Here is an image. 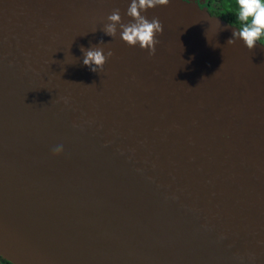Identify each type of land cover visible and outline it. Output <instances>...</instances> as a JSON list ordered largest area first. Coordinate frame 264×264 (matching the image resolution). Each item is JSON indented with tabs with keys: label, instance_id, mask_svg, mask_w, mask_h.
<instances>
[{
	"label": "water",
	"instance_id": "water-1",
	"mask_svg": "<svg viewBox=\"0 0 264 264\" xmlns=\"http://www.w3.org/2000/svg\"><path fill=\"white\" fill-rule=\"evenodd\" d=\"M130 3L0 0V254L264 264V43L170 0L143 13L164 27L150 55L103 31Z\"/></svg>",
	"mask_w": 264,
	"mask_h": 264
},
{
	"label": "clouds",
	"instance_id": "clouds-1",
	"mask_svg": "<svg viewBox=\"0 0 264 264\" xmlns=\"http://www.w3.org/2000/svg\"><path fill=\"white\" fill-rule=\"evenodd\" d=\"M170 0H131L126 15L131 19L129 23H124L120 9H114L105 24L103 31L106 35L115 38L118 34L127 45L131 47L139 46L141 49L149 51L150 55H155L156 46L160 41L157 34H163L164 27L159 18L154 17L149 20L143 13L157 6H168ZM230 7L234 4V11L241 27L233 32V37L227 43L235 45L242 40L247 49L252 50L257 42H264V0H229ZM100 44H104L101 40ZM83 64L92 72H102L107 60L114 55L108 51L107 55L103 48L92 46L91 48L81 47ZM64 151L63 146H57L53 150L54 155H60Z\"/></svg>",
	"mask_w": 264,
	"mask_h": 264
},
{
	"label": "flooded vegetation",
	"instance_id": "flooded-vegetation-1",
	"mask_svg": "<svg viewBox=\"0 0 264 264\" xmlns=\"http://www.w3.org/2000/svg\"><path fill=\"white\" fill-rule=\"evenodd\" d=\"M196 2L199 6L206 8L214 15H218L229 22H236V14L232 9L234 4L230 7L229 0H189ZM234 24V23H233ZM0 264H14L12 261L0 254Z\"/></svg>",
	"mask_w": 264,
	"mask_h": 264
},
{
	"label": "trees",
	"instance_id": "trees-1",
	"mask_svg": "<svg viewBox=\"0 0 264 264\" xmlns=\"http://www.w3.org/2000/svg\"><path fill=\"white\" fill-rule=\"evenodd\" d=\"M233 10H234V8H232ZM236 19V22H231V23H234L235 25H237L239 28L241 27V25H240V23H239V21H238V19H237V17H235ZM264 43V42H263Z\"/></svg>",
	"mask_w": 264,
	"mask_h": 264
}]
</instances>
